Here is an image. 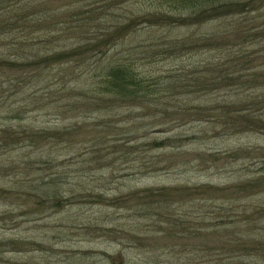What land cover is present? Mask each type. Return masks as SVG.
I'll list each match as a JSON object with an SVG mask.
<instances>
[{
    "label": "rangeland",
    "instance_id": "374dc122",
    "mask_svg": "<svg viewBox=\"0 0 264 264\" xmlns=\"http://www.w3.org/2000/svg\"><path fill=\"white\" fill-rule=\"evenodd\" d=\"M58 1L51 35L0 26V264H264V11L245 45L227 18L134 20L164 0Z\"/></svg>",
    "mask_w": 264,
    "mask_h": 264
},
{
    "label": "trees",
    "instance_id": "16d2710c",
    "mask_svg": "<svg viewBox=\"0 0 264 264\" xmlns=\"http://www.w3.org/2000/svg\"><path fill=\"white\" fill-rule=\"evenodd\" d=\"M21 1V0H18ZM17 0H0V26H8L7 31L10 32L11 30H22L25 31L27 29H31L33 33L44 31V29H48L49 33H54L56 30V22L55 20L52 21L51 25L45 26L44 25V17L42 13H47L49 10L57 11V9H48L53 8V4L58 0H23L26 10L24 8L20 9L21 12L14 13L13 8L18 6ZM79 0H69L65 2L62 6L67 8V14L73 15L72 7L76 2ZM108 1L110 5L112 3L113 6H119L123 3H127L130 0H104ZM59 2V1H58ZM60 5V3H57ZM46 5H50V7H45ZM92 7V4H89ZM259 11H264V0H164L161 1L157 8L150 11L149 14H144L143 17L135 18L139 23H149L151 25H159V26H166V27H175V26H192V25H203L213 21H223L226 18L231 19L230 27L226 32H228V36L225 38L228 40L229 36L232 38L241 37L243 39V44H248L250 41L259 38L256 34L260 33L259 28H262L260 23L255 22L260 16L256 15ZM68 23L70 24L71 21L69 17L66 18ZM133 19L127 21V24L121 27V30L115 36L116 39L120 40L125 37L129 32L135 30L136 23ZM254 21V22H253ZM67 22V21H61ZM239 23V24H238ZM51 26V27H50ZM73 27V26H71ZM116 35V34H115ZM224 36L217 37H207L204 38L203 43H205L204 47L206 48H219L220 45L219 41L223 40ZM71 38V37H68ZM231 38V39H232ZM189 39V38H187ZM87 40L86 37H83L82 41ZM186 40V39H183ZM212 42V46L210 41ZM43 41H57L55 38H51L49 40ZM15 45L19 43L17 41H13ZM19 42H31V44H37V39L28 38L24 41ZM42 42V41H41ZM226 43V42H225ZM42 44H44L42 42ZM175 45H178L175 43ZM54 47V46H53ZM186 49L185 47H180ZM193 49L190 50L192 52ZM72 52V51H71ZM48 54V53H47ZM39 55V54H38ZM252 54L246 55L244 60L253 58ZM17 57V56H15ZM40 62L51 61L53 63L56 62H65L71 60V55L67 53H61L59 51L52 52L48 55H41L39 56ZM18 58V57H17ZM2 62V61H1ZM246 63V62H243ZM239 64L236 63V66ZM247 69V67H246ZM245 69V70H246ZM198 68L192 71L190 74H193L192 78L197 81V86H201L206 84L208 81V75H195ZM112 73H109L110 80L109 87L107 90H117V95L121 91H131L129 88L135 82L132 77V71L125 69L122 67V64H119L112 68ZM201 71L199 74H202ZM234 72L239 73V70H235ZM243 71H240L242 73ZM243 75V74H241ZM241 75L237 78H241ZM223 76V75H222ZM257 77V76H256ZM228 75L224 76V80H228ZM212 80L217 81V76H213ZM255 82V86L257 85H264V82L258 81L257 78H253L251 80ZM251 81H247L251 83ZM243 85V84H241ZM242 87V86H241ZM216 88L221 87H214L213 91ZM137 97V95H126L125 97ZM242 120L246 123V125L251 128L252 121L249 119ZM239 128L244 130V127L238 126ZM242 131V130H240Z\"/></svg>",
    "mask_w": 264,
    "mask_h": 264
}]
</instances>
